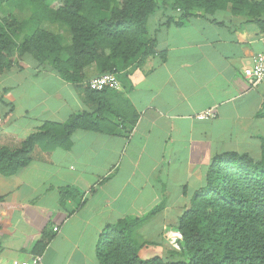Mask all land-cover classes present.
Wrapping results in <instances>:
<instances>
[{"label": "crops", "instance_id": "0c3cea01", "mask_svg": "<svg viewBox=\"0 0 264 264\" xmlns=\"http://www.w3.org/2000/svg\"><path fill=\"white\" fill-rule=\"evenodd\" d=\"M179 19L177 10L149 18L154 53L116 73L120 89H108L102 104L83 89L99 74L93 65L80 85L51 68L1 73L0 110L11 104L13 111L0 127V146H17L44 122L78 112L106 121L103 130L73 132L68 148L36 149L27 166L0 174L9 205L0 212V264L38 254L41 264H100L105 227L125 218L143 219L134 231L145 243L142 258H163L156 252L163 250L177 257L178 218L203 188L213 157L260 156L264 82L251 87L243 71L264 51L263 12L227 4ZM209 108L213 118H194Z\"/></svg>", "mask_w": 264, "mask_h": 264}, {"label": "trees", "instance_id": "16d2710c", "mask_svg": "<svg viewBox=\"0 0 264 264\" xmlns=\"http://www.w3.org/2000/svg\"><path fill=\"white\" fill-rule=\"evenodd\" d=\"M31 1L35 12L43 10L52 20L65 24L68 43L41 28L17 43L21 24L8 16L0 20V73L11 66L19 49L38 63L48 61L64 81L77 85L82 84L84 70L90 65H95L99 74H116L153 54L155 41L149 34V18L159 10L179 11L180 21L227 4L235 11L258 8L264 14V0ZM107 90L85 87L87 98L100 104ZM5 106V112L0 110V127L13 111V105ZM105 121L93 112H78L62 123L44 122L17 146H0V174L12 176L27 166L36 149L68 148L73 132L103 130ZM7 208L0 197V212ZM161 208L158 205L151 214ZM142 221L125 218L105 227L97 248L100 264H264V138L257 159L236 152L213 157L203 188L178 218L177 229L182 235L178 258L139 255L145 243L135 239L134 231ZM48 240L41 239L37 249H43Z\"/></svg>", "mask_w": 264, "mask_h": 264}, {"label": "rangeland", "instance_id": "374dc122", "mask_svg": "<svg viewBox=\"0 0 264 264\" xmlns=\"http://www.w3.org/2000/svg\"><path fill=\"white\" fill-rule=\"evenodd\" d=\"M52 6H55V4H53ZM8 16L15 17L21 24V30L16 34L17 43H21L25 35L32 34L37 28L48 30L57 35L60 38L61 42L65 45L68 43L69 34L65 24L52 20L49 15H47V12L43 10L35 12V4L31 0H0V20L7 19ZM21 66H30L36 69L51 68L50 64H48V61L44 63H38L32 58L30 54L24 52L22 53L19 49H17L16 56L12 58L11 66L6 70L10 68H19ZM92 67L95 69V72H99L98 68L95 65H93ZM85 87L86 86L84 81L83 89H85ZM259 157L260 156L253 158L257 159ZM156 252L157 254L162 255V257L165 259L178 258L175 256L173 257L170 252H165L164 250ZM177 255H180V253H177Z\"/></svg>", "mask_w": 264, "mask_h": 264}, {"label": "built area", "instance_id": "2783aa9c", "mask_svg": "<svg viewBox=\"0 0 264 264\" xmlns=\"http://www.w3.org/2000/svg\"><path fill=\"white\" fill-rule=\"evenodd\" d=\"M243 74L251 87H256L264 82V51L254 55L250 67L244 69ZM86 87L91 90L102 91L104 89H120V83L114 73L105 72L100 75L89 78L85 82ZM215 116V109H206L197 115V120H208ZM57 230V228H54ZM42 255H33L28 261L13 262L12 264H41Z\"/></svg>", "mask_w": 264, "mask_h": 264}]
</instances>
